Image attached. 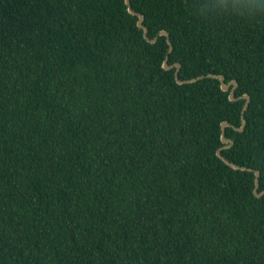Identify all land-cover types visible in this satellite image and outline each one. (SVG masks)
Wrapping results in <instances>:
<instances>
[{
    "label": "trees",
    "instance_id": "obj_1",
    "mask_svg": "<svg viewBox=\"0 0 264 264\" xmlns=\"http://www.w3.org/2000/svg\"><path fill=\"white\" fill-rule=\"evenodd\" d=\"M192 2L0 0V264H264V23Z\"/></svg>",
    "mask_w": 264,
    "mask_h": 264
},
{
    "label": "water",
    "instance_id": "obj_2",
    "mask_svg": "<svg viewBox=\"0 0 264 264\" xmlns=\"http://www.w3.org/2000/svg\"><path fill=\"white\" fill-rule=\"evenodd\" d=\"M124 3L127 6L128 12L137 16L136 24H137V26L139 28H141L143 30V37L149 42H154L156 40L157 36H155L154 38H149L147 36V27L142 24V21H143V18H144L143 15L141 13L135 11L132 8L131 4L129 3V0H124ZM159 34L165 36L166 42L168 44V50H167L166 55H165V57H164V59L162 61V67L164 69H170L172 67H175L174 77H175L176 82L181 84V83H186V82H192V81H195L197 79L202 78L203 75H200V76H197V77H194V78H190V79H184V80L179 79L178 70H179L180 64L178 62H175L173 64H168V61H167L168 60V53L171 51V48H172L171 44H170V41H169V38H168V33L165 30H160ZM206 76L217 78L219 80L220 88L223 91H228V99L229 100L234 101V100L241 99V98L245 99V102H244V104L242 106V109H241V122H242V124L239 127H234L237 130H242L243 129V123H244V115H243V113H244V110L246 109L247 104H248V96H247V94H242V95H240L238 97L234 96V91H235V89L237 87V83H236L235 80H230L228 82H225L224 76L221 75V74L208 73V74H206ZM229 125L230 124L227 121H222L221 122V125H220L221 126L220 138H221V142L223 144H222L221 147H219L216 150V154H217L218 157H220L226 164H228L232 168H234V169H242V170L246 169L244 166L236 165L235 163L230 162L229 160L225 159L220 153L221 149L227 148V147H229L232 144V140L225 136V127L229 126ZM257 188H258V171L255 170L254 171V188H253V192H254V194L256 196L264 193V189L262 191H260V192H257Z\"/></svg>",
    "mask_w": 264,
    "mask_h": 264
},
{
    "label": "clouds",
    "instance_id": "obj_3",
    "mask_svg": "<svg viewBox=\"0 0 264 264\" xmlns=\"http://www.w3.org/2000/svg\"><path fill=\"white\" fill-rule=\"evenodd\" d=\"M192 7L196 15L204 19L235 18L250 23H264V0H232L231 9L225 8L222 15L206 9L201 0H193Z\"/></svg>",
    "mask_w": 264,
    "mask_h": 264
}]
</instances>
